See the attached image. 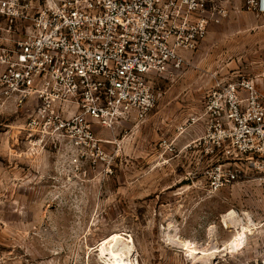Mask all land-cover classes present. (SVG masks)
Returning a JSON list of instances; mask_svg holds the SVG:
<instances>
[{"label":"rangeland","instance_id":"374dc122","mask_svg":"<svg viewBox=\"0 0 264 264\" xmlns=\"http://www.w3.org/2000/svg\"><path fill=\"white\" fill-rule=\"evenodd\" d=\"M220 1L227 16L155 81L150 114L96 127V160L71 162L0 107V264H264V172L222 157L205 115L220 80L264 94V18ZM220 162L241 177L211 190Z\"/></svg>","mask_w":264,"mask_h":264},{"label":"built area","instance_id":"2783aa9c","mask_svg":"<svg viewBox=\"0 0 264 264\" xmlns=\"http://www.w3.org/2000/svg\"><path fill=\"white\" fill-rule=\"evenodd\" d=\"M242 1L264 18V0ZM227 14L220 0H0V107L23 111L38 143L71 162L96 160V127L143 121L155 81ZM205 115L222 157L264 172V94L253 79L220 80ZM232 164L208 172L211 190L240 179Z\"/></svg>","mask_w":264,"mask_h":264},{"label":"bare ground","instance_id":"6f19581e","mask_svg":"<svg viewBox=\"0 0 264 264\" xmlns=\"http://www.w3.org/2000/svg\"><path fill=\"white\" fill-rule=\"evenodd\" d=\"M230 213L233 214L232 212H230ZM231 214H229V215H230L229 217H231ZM224 221L227 222V216H224ZM228 222H229V221H228ZM108 243H109V242H108ZM129 251H131V250H130V248L128 247L127 252L129 253ZM127 252H126V253H127ZM128 253H127V254H128Z\"/></svg>","mask_w":264,"mask_h":264}]
</instances>
